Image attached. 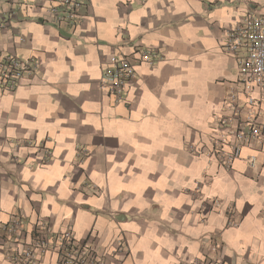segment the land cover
Returning a JSON list of instances; mask_svg holds the SVG:
<instances>
[{
	"label": "crops",
	"instance_id": "0c3cea01",
	"mask_svg": "<svg viewBox=\"0 0 264 264\" xmlns=\"http://www.w3.org/2000/svg\"><path fill=\"white\" fill-rule=\"evenodd\" d=\"M58 1L0 0V21L18 4L0 50L37 63L0 91V225L43 219L109 264H264V142L241 143L228 169L205 152L231 90L245 107L224 30L247 10L264 17V0H79L74 26L52 21ZM142 47L160 59L139 64ZM116 51L136 72L118 102L99 87ZM12 249L0 238V264ZM39 264H59L57 251Z\"/></svg>",
	"mask_w": 264,
	"mask_h": 264
},
{
	"label": "built area",
	"instance_id": "2783aa9c",
	"mask_svg": "<svg viewBox=\"0 0 264 264\" xmlns=\"http://www.w3.org/2000/svg\"><path fill=\"white\" fill-rule=\"evenodd\" d=\"M17 3L12 2L6 11V19L0 26L12 30V20H16ZM82 3L79 0H59L49 7L47 13L55 23H66L74 26L79 19ZM222 48L234 56L237 63V78L245 94V107L241 110L237 105L236 91L231 90L228 109L230 115L219 117L220 133L210 136V145L205 151L213 156L226 169L230 168L234 159L240 155L241 143L264 142V112L260 102L264 101V17L247 10L239 20L224 30ZM160 59L158 51L151 47H142L137 51L139 64L153 65ZM37 69L33 59H25L15 53L0 50V91H14L20 82L30 77ZM136 72L129 57L114 52L107 63L101 67L99 87L113 97L115 102L122 99L127 86L135 80ZM257 89L259 98H255L253 90ZM241 120L235 124L239 113ZM189 149H198L189 144ZM253 160V159H252ZM233 224L235 222L232 220ZM0 238L12 244L7 259L12 264H39L42 257L51 249L57 251L59 264H109L96 254L93 245L88 241H78L67 228L54 231L43 219L35 222L28 230L23 218L14 216L0 225ZM119 244L118 250L121 249ZM215 253L217 244L210 246ZM176 264H224L216 254L212 256H183Z\"/></svg>",
	"mask_w": 264,
	"mask_h": 264
}]
</instances>
